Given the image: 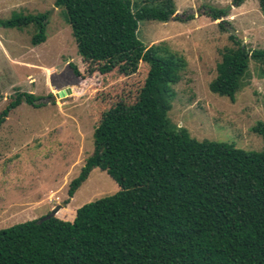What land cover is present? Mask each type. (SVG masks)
Returning a JSON list of instances; mask_svg holds the SVG:
<instances>
[{
    "label": "trees",
    "instance_id": "1",
    "mask_svg": "<svg viewBox=\"0 0 264 264\" xmlns=\"http://www.w3.org/2000/svg\"><path fill=\"white\" fill-rule=\"evenodd\" d=\"M56 0L71 27L78 55L94 68L78 81L77 94L117 69L147 74L129 101L105 111L94 133V152L68 190L65 206L96 169L120 191L83 205L73 222L28 221L0 230V264H264V148L198 141L169 119L187 62L175 53L159 59L161 46L139 40L143 21L181 20L174 0ZM247 0H234L240 7ZM264 12V0H259ZM213 21L228 11L209 9ZM51 12L0 22L7 29L33 26V46L47 41ZM220 28L227 30L224 23ZM228 31V30H227ZM210 91L235 103L245 88L251 60L262 67L264 50H248L234 35ZM125 72V71H124ZM126 73V72H125ZM80 82V83H79ZM42 98L19 94L0 114V128L23 103ZM264 143V124L253 129Z\"/></svg>",
    "mask_w": 264,
    "mask_h": 264
},
{
    "label": "rangeland",
    "instance_id": "2",
    "mask_svg": "<svg viewBox=\"0 0 264 264\" xmlns=\"http://www.w3.org/2000/svg\"><path fill=\"white\" fill-rule=\"evenodd\" d=\"M145 6V0H131ZM56 0H0V22L14 17L51 12L47 41L33 46L36 29L0 26V114L21 93L48 99L70 94L55 103L34 108L23 103L0 128V230L44 219L60 207L57 218L73 222L83 205L115 195L119 186L106 172L96 169L70 201L68 190L94 152V133L103 113L116 103L136 99L147 68L121 67L97 86L77 94L76 68L81 78H93V66L78 55L71 27ZM181 20L168 23L143 21L139 40L147 47L161 46L156 57L175 53L187 62L169 119L198 141L233 145L246 152H261L263 139L253 129L264 124V75L251 60L245 88L236 96L220 97L210 91L225 49L236 48L232 31L248 50H264V12L259 0L240 7L234 0H174ZM209 9L228 11V18L213 21ZM224 23L226 29L220 28ZM126 73H125V72ZM82 81V80H80ZM80 83V82H79ZM42 102H37L40 105Z\"/></svg>",
    "mask_w": 264,
    "mask_h": 264
},
{
    "label": "water",
    "instance_id": "3",
    "mask_svg": "<svg viewBox=\"0 0 264 264\" xmlns=\"http://www.w3.org/2000/svg\"><path fill=\"white\" fill-rule=\"evenodd\" d=\"M232 34L233 35H236V32L235 31H232ZM70 94V91H62V92H59L58 94L48 98V99H44L42 100L41 104H52V103H55L58 99H63V98H66L68 95ZM61 210L60 207H57L56 209H54L52 211V213L47 216L46 218H44L42 221H40V223L44 222V221H47V220H50L52 218H56L57 217V214L59 213V211Z\"/></svg>",
    "mask_w": 264,
    "mask_h": 264
},
{
    "label": "crops",
    "instance_id": "4",
    "mask_svg": "<svg viewBox=\"0 0 264 264\" xmlns=\"http://www.w3.org/2000/svg\"><path fill=\"white\" fill-rule=\"evenodd\" d=\"M1 37V36H0ZM2 38V37H1Z\"/></svg>",
    "mask_w": 264,
    "mask_h": 264
}]
</instances>
